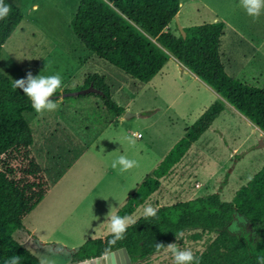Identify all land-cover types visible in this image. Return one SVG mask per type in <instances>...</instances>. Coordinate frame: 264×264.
<instances>
[{
    "label": "rangeland",
    "instance_id": "1",
    "mask_svg": "<svg viewBox=\"0 0 264 264\" xmlns=\"http://www.w3.org/2000/svg\"><path fill=\"white\" fill-rule=\"evenodd\" d=\"M10 1L24 17L3 45L0 71L13 82L29 72L33 76L59 73L62 77L61 87L52 96L58 104L55 111L24 113L34 138V155L47 178L55 181L88 149L80 168L60 185V198L66 192L72 195V188H77L65 201L70 208L69 201L78 200L79 215L73 212L72 218L48 237L58 216H49L51 213L41 209L33 216L46 231L44 238L28 239L24 229L15 231L13 237L39 261L47 256L55 264H75L73 254L87 240L109 234L110 216L116 215L127 196L183 137L185 129L220 97L189 71L178 74L174 59L167 77L161 82L156 77L146 85L99 59L72 31L71 21L80 0ZM179 1L178 21L174 18L169 25L173 35H182L180 27L226 23L230 28L220 40L225 71L243 83L264 88V9L252 17L240 0ZM34 4L39 6L36 11L31 9ZM94 75L105 77L113 101L125 109L117 120L103 108L98 96L76 95L86 89V79ZM224 104L225 110L161 180L160 189L130 217L137 220L148 205L157 209L215 193L223 201H231L237 189L263 167L264 132ZM121 155L135 160L137 166L128 171L112 168ZM197 234L200 238L195 240ZM216 235L213 231L187 230L171 243L198 256ZM135 264H173V256L165 248Z\"/></svg>",
    "mask_w": 264,
    "mask_h": 264
},
{
    "label": "trees",
    "instance_id": "2",
    "mask_svg": "<svg viewBox=\"0 0 264 264\" xmlns=\"http://www.w3.org/2000/svg\"><path fill=\"white\" fill-rule=\"evenodd\" d=\"M9 15L0 19V57L3 45L23 20L21 9L10 0ZM180 10L179 0H80L71 21L73 33L99 59L113 65L140 85L151 82L170 57L210 87L220 100L213 102L168 151L162 161L130 193L116 215L131 216L161 187V180L185 157L229 104L264 132V88L232 78L222 64V21L185 27L176 37L169 25ZM0 71V264L12 256L20 264L40 261L13 237L24 229L23 220L51 190L32 145L34 138L24 113L32 112L29 98L13 87ZM99 90L103 108L117 120L125 112L111 97L105 77L89 76ZM155 217H139L123 240L110 251L125 247L132 263L163 251L187 230L217 235L198 255L200 264H258L264 258V165L231 201L218 194L197 197L157 208ZM198 240L200 236H193ZM111 234L87 240L74 254L75 262L99 258L109 247ZM163 247L158 248L157 245Z\"/></svg>",
    "mask_w": 264,
    "mask_h": 264
},
{
    "label": "clouds",
    "instance_id": "3",
    "mask_svg": "<svg viewBox=\"0 0 264 264\" xmlns=\"http://www.w3.org/2000/svg\"><path fill=\"white\" fill-rule=\"evenodd\" d=\"M240 5L252 17H258L261 10L264 9V0H240ZM38 5H32V11L38 10ZM11 11L10 5L5 3V0H0V19L6 18ZM62 77L59 73L43 76H33L31 72L27 73L25 77L14 80L13 87L22 90L30 102L31 107L36 113L42 114L45 110L55 111L58 108V104L54 100L50 99L58 88L61 87ZM130 143H134V140L130 139ZM137 166L135 160L127 158L125 155L119 156L111 164L112 168L119 167L121 171H128ZM157 209L148 205L143 210V216L145 218L155 217ZM136 221L130 216L121 217L120 215H111L108 222V232L111 234L112 239L107 240L106 243L109 247L105 248L102 257L105 261L110 259V247L114 246L117 241L125 238V233L130 225L135 224ZM164 245L158 244L157 247H163ZM167 250L173 256V264H200V258L194 255L190 249L181 250L176 243H170L166 246ZM4 264H20L19 256H12L4 261ZM40 264H55L53 259L47 256L40 259ZM258 264H264V258L258 261Z\"/></svg>",
    "mask_w": 264,
    "mask_h": 264
},
{
    "label": "crops",
    "instance_id": "4",
    "mask_svg": "<svg viewBox=\"0 0 264 264\" xmlns=\"http://www.w3.org/2000/svg\"><path fill=\"white\" fill-rule=\"evenodd\" d=\"M176 16L179 17V14H177ZM216 20L217 19H215L214 21H216ZM216 22H218V21H216ZM228 28H230V27L226 24L225 30L228 29ZM171 59H174L175 60V63L174 64H175V66L177 68L178 74H179V71H181V75H184L186 73L184 70L189 71L181 63H179L174 57H170V59L168 60V62L158 72V74L154 77V79L156 77H159L160 82H161L165 77H167L169 75V67L173 64V62H171ZM189 72L194 76L195 79L196 78L199 79L191 71H189ZM209 89H211V88L209 87ZM34 111L35 110L33 109L32 112H34ZM87 153H88V149L86 151H84L82 154H80L77 157V159H75V161L72 163V165L68 168L67 171L63 172L62 175L59 176L55 181H50L51 182V190H50V192L34 208V210L23 220V224H24V227H25L24 230L27 232L28 239L37 238V237L44 238L43 236H45V234H46V231L44 230V228H41V226L39 224H37V222H36L37 221V217L36 216L39 214V211L41 209L43 211L44 210H47V214L48 213H51V215L48 214L49 216H52V215L58 216V219H57L58 222L56 224V227L51 228V230H53V229L54 230L49 233V236L48 237L52 236V234L54 233V231L57 230L59 227H63L64 226V222L67 221V220L69 221L72 218V216L74 215L73 212L74 213L76 212V214L79 215L78 210H76L77 209V205H78V203H76V202L78 200L75 201V202H70L69 201V203L73 205L70 208H68V205H69L68 202L65 201V200H69V197L75 194L77 188L76 187H73L72 188V195H69V192L67 193L64 190V188H63L64 192H66V196L60 198V195L62 193V190H60V185L63 183V181L65 180V178L67 177V175H70L73 171H75L76 169H79L80 168V166H78V165L81 163V161L83 160V157ZM71 184H73V183H71ZM66 188H68V185L66 186ZM33 215H36V216H33ZM79 219L80 218H78L76 221H78Z\"/></svg>",
    "mask_w": 264,
    "mask_h": 264
},
{
    "label": "water",
    "instance_id": "5",
    "mask_svg": "<svg viewBox=\"0 0 264 264\" xmlns=\"http://www.w3.org/2000/svg\"><path fill=\"white\" fill-rule=\"evenodd\" d=\"M175 19L178 21V17L175 16ZM181 31H182V36L185 38L186 34L184 32V28L180 27ZM87 93H98L100 94L101 92L99 90H97L96 88L93 87V85H90L88 88L81 90L79 92L76 93V95H84ZM53 97H50V99H52ZM129 114H127L128 116ZM111 255H110V259H108L107 261H105L103 259V257H99L96 259H91V260H85L83 262H79L78 264H133L130 256L128 254V251L125 247L110 251Z\"/></svg>",
    "mask_w": 264,
    "mask_h": 264
},
{
    "label": "flooded vegetation",
    "instance_id": "6",
    "mask_svg": "<svg viewBox=\"0 0 264 264\" xmlns=\"http://www.w3.org/2000/svg\"><path fill=\"white\" fill-rule=\"evenodd\" d=\"M92 85V84H91ZM96 259V258H95ZM88 260H91V259H88ZM85 261V260H84ZM79 262H83V261H78V262H75V264H78ZM94 264H97V263H94Z\"/></svg>",
    "mask_w": 264,
    "mask_h": 264
},
{
    "label": "bare ground",
    "instance_id": "7",
    "mask_svg": "<svg viewBox=\"0 0 264 264\" xmlns=\"http://www.w3.org/2000/svg\"><path fill=\"white\" fill-rule=\"evenodd\" d=\"M182 6V5H181ZM180 13V10H179V12H178V14Z\"/></svg>",
    "mask_w": 264,
    "mask_h": 264
},
{
    "label": "built area",
    "instance_id": "8",
    "mask_svg": "<svg viewBox=\"0 0 264 264\" xmlns=\"http://www.w3.org/2000/svg\"><path fill=\"white\" fill-rule=\"evenodd\" d=\"M138 137H140V134L138 135Z\"/></svg>",
    "mask_w": 264,
    "mask_h": 264
}]
</instances>
